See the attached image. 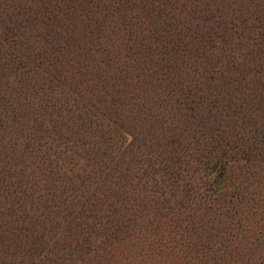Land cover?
Instances as JSON below:
<instances>
[{"label":"trees","instance_id":"16d2710c","mask_svg":"<svg viewBox=\"0 0 264 264\" xmlns=\"http://www.w3.org/2000/svg\"><path fill=\"white\" fill-rule=\"evenodd\" d=\"M64 1L0 0V264H264V22Z\"/></svg>","mask_w":264,"mask_h":264},{"label":"rangeland","instance_id":"374dc122","mask_svg":"<svg viewBox=\"0 0 264 264\" xmlns=\"http://www.w3.org/2000/svg\"><path fill=\"white\" fill-rule=\"evenodd\" d=\"M49 1L53 6L62 5L65 3L64 0ZM67 3L71 5L69 2ZM172 5L173 7L171 10L166 9L167 13H169L171 16L174 15L176 19L179 18L181 22H188V20H190L192 24H198L203 23L202 20H204V18L211 19L212 16H216V20L217 17L220 19L223 18L224 22L226 21L227 23L230 21L235 22L238 20V18L244 19L243 23L247 24L248 26H255L257 24L255 21L256 17L260 18L264 22V0H178L176 4ZM248 11L249 13L246 15V12ZM208 24L211 26L214 25L210 22ZM245 43H247V41L241 43V45ZM248 44L252 45L251 43ZM224 49H226V52L231 54L233 57H238L240 52L244 53V50H242L243 47L240 48V50H236L239 49L238 45L236 44L225 46ZM246 65L249 66V69L254 71V64L248 63Z\"/></svg>","mask_w":264,"mask_h":264}]
</instances>
